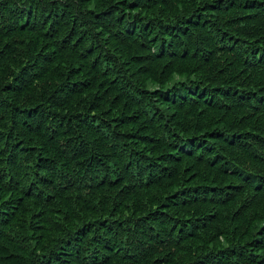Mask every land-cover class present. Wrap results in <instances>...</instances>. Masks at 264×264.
Returning a JSON list of instances; mask_svg holds the SVG:
<instances>
[{
  "label": "trees",
  "instance_id": "16d2710c",
  "mask_svg": "<svg viewBox=\"0 0 264 264\" xmlns=\"http://www.w3.org/2000/svg\"><path fill=\"white\" fill-rule=\"evenodd\" d=\"M0 264H264V0H0Z\"/></svg>",
  "mask_w": 264,
  "mask_h": 264
}]
</instances>
